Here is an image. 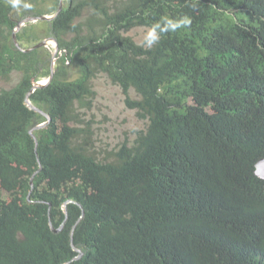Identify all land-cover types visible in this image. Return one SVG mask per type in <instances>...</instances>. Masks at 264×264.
Listing matches in <instances>:
<instances>
[{"label": "trees", "instance_id": "trees-1", "mask_svg": "<svg viewBox=\"0 0 264 264\" xmlns=\"http://www.w3.org/2000/svg\"><path fill=\"white\" fill-rule=\"evenodd\" d=\"M60 1L0 0V264H264V0H64L16 45ZM100 75L149 121L133 144L98 147Z\"/></svg>", "mask_w": 264, "mask_h": 264}, {"label": "rangeland", "instance_id": "rangeland-1", "mask_svg": "<svg viewBox=\"0 0 264 264\" xmlns=\"http://www.w3.org/2000/svg\"><path fill=\"white\" fill-rule=\"evenodd\" d=\"M147 27H136L127 32L138 43L143 42ZM15 79L0 80V91L11 88ZM96 99L89 117L95 120L96 138L99 149L118 148L123 143L133 144L137 135L146 130L148 119L140 118L136 110L126 105V95L121 87L113 84L107 76L100 75L94 81ZM130 96L139 99L137 92L132 89Z\"/></svg>", "mask_w": 264, "mask_h": 264}, {"label": "clouds", "instance_id": "clouds-1", "mask_svg": "<svg viewBox=\"0 0 264 264\" xmlns=\"http://www.w3.org/2000/svg\"><path fill=\"white\" fill-rule=\"evenodd\" d=\"M9 3H10V5H11V7H13V8H17L18 6H19V0H9ZM60 3H61V1H60ZM24 7L25 8H30L31 7V5L30 4H25L24 5ZM63 7H64V1H63ZM59 10V9H58ZM62 11V10H61ZM60 11V12H61ZM58 12V11H57ZM56 14V13H55ZM55 14H53V15H55ZM53 15H46V16H53ZM43 16V15H42ZM30 17V16H29ZM56 17V16H55ZM54 17V18H55ZM28 18V17H27ZM53 18V19H54ZM49 20H52V19H49ZM24 21V20H23ZM23 21H21V22H23ZM20 22V23H21ZM36 22V21H35ZM38 22V21H37ZM19 23V24H20ZM28 23H33V22H28ZM28 23H26V24H28ZM191 23H192V21H191V17H189V16H183V17H181L180 19H178V20H173V19H166V20H164L163 21V23H161V22H157V23H155V24H153L152 26H150L149 28H148V30H147V32H146V34H145V36H144V40H143V42H142V44H141V46L142 47H145V49L146 50H151L152 49V47L154 46V45H156V44H158L159 42H160V40H161V38H162V36L163 35H165V34H168V33H173V32H176L177 30H179V29H181V28H188V27H190L191 26ZM18 24V25H19ZM25 24V25H26ZM24 25V26H25ZM18 27V26H17ZM17 29V28H16ZM19 31V30H18ZM18 31H16L15 30V32L14 33H16V37H17V32ZM14 39H15V37H14ZM47 39H51V40H49V42H48V46L46 45V46H43V47H48L49 49H51L52 51H53V56L54 57H56V55L59 53V45H58V51L56 52V55H54V52H55V47H56V42H55V40H53V38H46L45 40H47ZM44 41V40H43ZM42 42V41H41ZM16 43V42H15ZM58 43V42H57ZM17 45V44H16ZM19 46V45H18ZM34 46V45H33ZM32 47V46H31ZM31 47H29V48H31ZM28 48V49H29ZM40 48V47H39ZM28 49H24V50H26V51H28ZM36 49V48H35ZM52 66H55V63L52 65ZM52 69V68H51ZM54 74H55V72H54ZM51 75V74H50ZM50 77V76H49ZM48 77V78H49ZM48 78H45V79H42V80H39V81H34V82H40V81H43V80H46V79H48ZM50 84V83H49ZM48 84V85H49ZM33 89V88H32ZM32 91V90H31ZM31 91H30V93L29 94H31ZM30 99V98H29ZM28 104V103H27ZM263 159V158H262ZM261 160V159H260ZM260 160H258L257 162H256V164L260 161ZM256 164H255V174H256V176L258 177V178H260V179H262L260 176H258L257 175V173H256ZM262 180H264V179H262ZM51 226H52V228L54 229V231H56V229L53 227V224L51 223ZM59 231V230H58ZM76 249H78V248H76L75 247V250ZM79 250V249H78ZM77 251V250H76ZM78 252V251H77ZM79 253V252H78ZM79 255V254H78ZM77 257V256H76ZM74 258V260L75 259H79V258Z\"/></svg>", "mask_w": 264, "mask_h": 264}, {"label": "water", "instance_id": "water-1", "mask_svg": "<svg viewBox=\"0 0 264 264\" xmlns=\"http://www.w3.org/2000/svg\"><path fill=\"white\" fill-rule=\"evenodd\" d=\"M63 1H64V0H61L60 6H59V10H58V12H57L55 15H53V16H46V15H43V16H39V17H31V16H30V17L26 18L23 22H21V23L18 25L16 31L20 30V29H21L26 23H28V22H35V21L37 22V21H40V20H49V19H53V18H54L55 16H57V15L59 14V12L63 9ZM14 37H15V42H16V44L19 45V42H18L17 37H16V33H14ZM49 40H51V39H47V40H44V41H42V42H39V43L35 44L34 46H32L31 48H29L28 50H33V49H35V48L43 47V46H46V45L48 46V42H49ZM53 40H55V39L53 38ZM55 42H56V47H55L54 55H56V52L58 51V43H57L56 40H55ZM54 72H55V70H54V66H52V70H51V75H50V77H49L48 79L43 80V81H40V82H34V84H33V89H32V91H31V93H33L37 88L46 87V86L52 81V78L54 77ZM27 103H28V106H29L31 109H34V110H37V111L39 110L38 107L35 106L29 98L27 99ZM47 117H48L49 120H47L46 122L49 123V122L51 121V118L49 117V115H47ZM47 123H46V124H47ZM46 124H44V125H42V126H46ZM42 126H39V127H42ZM39 127H38V128H39ZM31 133L33 134V130H31ZM256 173H257L258 176H260L262 179H264V158L261 159V160L256 164ZM260 173H262L263 176H262ZM65 210H66V209H65ZM56 231H58V229H56ZM74 247H75V246H74ZM76 250L79 252V255H78L76 258L81 257V256L83 255V252L80 251V250H78V249H76Z\"/></svg>", "mask_w": 264, "mask_h": 264}, {"label": "bare ground", "instance_id": "bare-ground-1", "mask_svg": "<svg viewBox=\"0 0 264 264\" xmlns=\"http://www.w3.org/2000/svg\"><path fill=\"white\" fill-rule=\"evenodd\" d=\"M259 38V37H258ZM49 49V48H48ZM55 50V49H54ZM55 59H56V57H54ZM56 66V65H55ZM55 66H54V70H55ZM51 67V66H50ZM52 70V69H51ZM52 80H53V78H52ZM52 82V81H51ZM50 82V83H51ZM38 89V88H37ZM36 89V90H37ZM39 109V108H38ZM40 113H42L44 116H47V115H49L48 113H46V112H43L42 110H38ZM50 117V116H49ZM47 118V120H49L48 119V117H46ZM51 118V117H50ZM47 122L45 121V122H43V123H41L40 125H38L36 128L37 129H40V128H44L45 126H42V125H44V124H46ZM49 123H47L46 125H48ZM39 126H42V127H39ZM39 127V128H38ZM261 175H262V173H260ZM263 176V175H262ZM33 180V179H32ZM32 184V183H31ZM32 201V200H31ZM50 205V204H49ZM50 221V220H49ZM54 231V230H53Z\"/></svg>", "mask_w": 264, "mask_h": 264}]
</instances>
